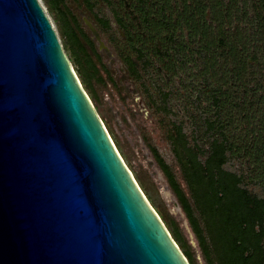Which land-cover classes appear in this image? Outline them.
<instances>
[{
	"label": "water",
	"instance_id": "95a60500",
	"mask_svg": "<svg viewBox=\"0 0 264 264\" xmlns=\"http://www.w3.org/2000/svg\"><path fill=\"white\" fill-rule=\"evenodd\" d=\"M0 264H189L38 0H0Z\"/></svg>",
	"mask_w": 264,
	"mask_h": 264
},
{
	"label": "trees",
	"instance_id": "16d2710c",
	"mask_svg": "<svg viewBox=\"0 0 264 264\" xmlns=\"http://www.w3.org/2000/svg\"><path fill=\"white\" fill-rule=\"evenodd\" d=\"M65 1L43 0L84 90L97 99L93 86L103 80L91 54L98 59L99 56L93 41L66 9ZM103 1L110 7L113 19L122 31L126 47L136 53L133 59L124 46H118L113 40L132 77L142 78L139 62L144 72L149 67L177 72L178 64L180 70H186L189 79V88H185L187 98L199 112L189 114V118L192 125H201L202 129L195 127L189 139L182 122L172 121L167 138L189 198L164 160L157 153L155 156L207 264H264V197L245 186L242 173L226 168L229 160L245 157L254 162L257 169L264 156V114L255 112L254 104L248 100L236 104L233 101L237 83L242 81L245 88L248 86L244 76H249L252 54L243 33L235 36L226 30L234 13L240 12L235 16L236 22L243 20L255 25L254 33L263 43L261 51L264 52V0H117L118 4L115 0ZM123 5L129 8L127 12ZM130 14L137 15L138 22L133 23ZM208 16L214 25L208 26ZM94 17L105 30H110L108 18L97 14ZM190 62L193 63L191 67L188 66ZM230 79L233 86L229 85ZM250 90L249 98H252L256 90ZM147 91L156 110L166 115L171 113L168 108L170 90L157 87L161 104L156 102L151 91ZM244 97H247L246 90ZM255 121L260 127L249 130ZM239 128L244 134H232L231 137V133ZM170 230L189 264H194L177 227L173 225Z\"/></svg>",
	"mask_w": 264,
	"mask_h": 264
},
{
	"label": "rangeland",
	"instance_id": "374dc122",
	"mask_svg": "<svg viewBox=\"0 0 264 264\" xmlns=\"http://www.w3.org/2000/svg\"><path fill=\"white\" fill-rule=\"evenodd\" d=\"M115 1L118 4V1ZM38 2L50 20V23L56 32L58 41L63 48V40L59 34L53 17L48 13L43 0H38ZM89 2L90 3H87L84 0L65 1L66 9L75 19H77L82 32L93 41L94 47L99 56L98 59L95 58V55L91 54L99 67V74L103 80L102 83H94L93 86L97 99H94L87 91L86 93L90 98L98 116L106 127L116 146V149L120 153V156L132 172L136 182L154 208L155 212L163 221L170 234V229L173 225H175L192 254L194 264H207L184 212H178L175 208L173 203L175 195L165 181L164 175L149 151V147L151 146L157 150L169 166L181 190L185 196L189 198L187 185L182 177L179 166L172 155L171 148L166 137L167 129L172 121L182 122L184 131L188 135L189 139L192 138L193 131L196 127L192 125L193 121L189 118V114L195 115L198 110L196 112V110L193 109L191 103L189 102L190 99L187 98V90H185V88H189V79L185 73L186 70H180L178 64L177 72H169L163 69L164 71L158 70V73V71L154 69L155 67H149L147 68V72H144L142 69V63L139 62L138 66L142 78L137 80L135 77H132L127 72L126 64L122 60V53H118V47L111 43V37L116 43H118V46H122V48L124 46L126 53L128 52L133 59L136 58V53L130 52L129 48L126 47L124 40H122V42L120 41L119 38L122 36L118 33V26L113 19L110 7L103 0H89ZM88 4H91L92 8H90ZM126 4L129 5L130 3ZM123 6L124 11L126 10L127 12L129 8L127 9L126 5ZM248 12L249 15H251V11L248 10ZM94 14L109 19V31L103 28L102 29L105 33L97 30L96 25L99 24L96 23ZM234 15L239 16L240 12H236ZM235 16H232V22L227 25L226 30L235 36L239 32L243 33L245 36L244 38L247 39L246 45L248 46V49H250L249 53L252 54V59L250 70L247 72L249 73V76L248 78L246 75L244 76V82L248 86L245 88L242 81L238 82V85H236L238 88L233 91V101L236 104L243 102L244 100H248L254 104L253 106L256 109L255 112H262L264 114V52L261 51L263 43H261L260 39H258L254 33V24L241 19V21L238 20L237 23ZM129 18H131L133 23L138 22L137 15L130 14ZM87 22L96 28L97 32L100 34V38L104 42V46L103 44L100 45L98 43L90 31ZM207 24L208 26L215 24V22L211 20L210 16L207 17ZM251 49H254V51L252 52ZM63 50L68 57V52L64 48ZM88 50L91 52L89 47ZM255 50L258 52L257 54L255 53ZM70 63L72 65V62ZM154 65L158 66L156 62H154ZM188 66H193V63L190 62ZM72 67L77 74L75 67L73 65ZM102 68H105L108 74H106ZM193 69H195V67H193ZM229 83L230 86H233L232 79H230ZM158 86H161L164 91L170 90L171 92V96L168 101V108L171 110V113L168 115L156 110L155 107H150L149 110V102L151 103V101L147 97V89L153 93V97L156 102L161 104L160 96L157 94ZM250 88L253 91L256 90L252 98H249V93H252ZM245 90L248 98L244 97ZM141 104L142 106H140ZM111 108L115 109L118 114L114 115ZM124 115L128 117V124L123 125L121 130L122 136H125L123 131L126 130V135L128 137L134 139L135 142L138 141L139 147L135 145L134 149L130 146L127 139L117 135L114 129V126H118L116 118L123 117ZM234 115L235 114L232 115L233 118H235ZM261 116L263 118V115ZM262 118L259 119L262 120ZM201 120L202 119L197 120V126L201 123ZM252 123L253 126H249V130L260 127L257 121ZM200 126L196 127V129H202ZM138 132L141 133L140 137L137 135ZM232 134L233 136H236V134L244 133L239 128V130L231 133V137ZM190 142L191 144L193 143L192 141ZM204 143L205 142H203V144ZM145 148H147V150H145ZM205 148H207V143L205 144ZM261 158L260 164H262V166L258 164V166H256L257 169H255L253 165L254 162H249L250 160L247 161V158L245 157L229 160L226 168L237 173H242L244 176L243 180L245 186L257 196L264 197V156Z\"/></svg>",
	"mask_w": 264,
	"mask_h": 264
},
{
	"label": "flooded vegetation",
	"instance_id": "af4514ba",
	"mask_svg": "<svg viewBox=\"0 0 264 264\" xmlns=\"http://www.w3.org/2000/svg\"><path fill=\"white\" fill-rule=\"evenodd\" d=\"M96 21V20H95ZM97 23V22H96ZM98 24V23H97ZM100 25V24H99ZM99 25H96L97 26V30H99V32H103V33H105L104 31H103V29H105L103 26H99ZM109 26H110V22H109ZM118 26V25H117ZM103 28V29H102ZM118 33H119V35L120 36H122L121 38H119L120 39V41L122 42V40H124L125 41V38L123 37V33H122V31L120 30V28L118 27ZM113 38L111 37V43H113ZM101 44H103V46H104V42L102 41V39H101ZM114 44V43H113ZM115 45V44H114ZM118 53H120L119 52V49H118ZM122 57V56H121ZM122 60H123V58H122ZM124 61V60H123ZM125 63V62H124ZM103 70H104V72L106 73V74H108L107 73V70L105 69V68H102ZM127 72H128V70H127ZM129 73V72H128ZM147 97H148V99L151 101V99H150V97H149V95H148V92H147ZM140 106H142V104L140 105ZM150 107H152V108H154V104L152 103V101H151V103L149 102V110H150ZM141 110V109H140ZM144 110V109H143ZM111 111H112V113L114 114V115H117L118 114V112L115 110V109H112L111 108ZM116 122H117V127H115L114 126V129H115V132H116V134L117 135H119V136H121V137H125L126 139H127V141L129 142V144H130V146L134 149V147H135V145H137V147H139V145H138V141L137 142H135V140L134 139H132L131 137H128L127 135H126V130H124L123 131V134L125 135V136H122V128H123V125L124 124H128V117L126 116V115H124L123 117H117L116 118ZM139 137L141 136V133L140 132H138V134H137ZM167 137V136H166ZM167 140H168V138H167ZM169 142V141H168ZM170 145V144H169ZM171 148V147H170ZM149 151H150V153H151V155H152V157H153V159H154V161L156 162V164H157V166L159 167V165H158V162H157V160H156V156H155V153H157L160 157H161V155L157 152V150L155 149V148H153L152 146L151 147H149ZM145 150H147V148H145ZM162 158V157H161ZM163 159V158H162ZM164 160V159H163ZM165 162V161H164ZM166 163V162H165ZM169 167V166H168ZM159 169H160V167H159ZM170 169V168H169ZM161 170V169H160ZM161 172H162V170H161ZM162 174L164 175V173L162 172ZM164 177H165V181L167 182V184H168V186L170 187V185H169V183H168V180H167V178H166V176L164 175Z\"/></svg>",
	"mask_w": 264,
	"mask_h": 264
}]
</instances>
